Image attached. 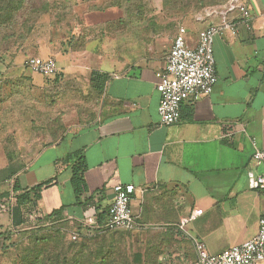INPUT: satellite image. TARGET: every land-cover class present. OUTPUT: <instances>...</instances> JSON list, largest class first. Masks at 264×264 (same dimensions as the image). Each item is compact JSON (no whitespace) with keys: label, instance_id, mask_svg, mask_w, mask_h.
<instances>
[{"label":"crops","instance_id":"obj_1","mask_svg":"<svg viewBox=\"0 0 264 264\" xmlns=\"http://www.w3.org/2000/svg\"><path fill=\"white\" fill-rule=\"evenodd\" d=\"M160 1H152L159 8L152 15L128 10L142 7L141 0L83 13L88 31L81 49L64 42L39 46V53L53 54L56 61L61 56L58 67L65 84L72 83L71 96L98 92L101 102L92 120L61 133L29 160L0 165L8 186L0 190V200L13 179L32 189L56 178L35 202L45 215L38 227L25 221L22 226L19 208L0 212V264L5 255L8 264H16L20 243H55L59 264H96L97 257L105 264L116 258L129 264H192L196 241L220 254L258 232L264 190L250 188L247 173H264V164L253 159L256 147L264 148V0H242L253 28L239 23L238 31L216 39L217 83L210 95L183 102L181 120L173 125L160 124L156 73L166 65L179 26L196 46L205 28L219 21L201 22L200 9L228 0H170L166 6L174 10L168 14ZM93 71L103 76L100 89L92 84ZM71 154L74 159L65 162ZM79 156L85 186L77 196L71 179ZM37 163L42 166L32 169ZM129 183L136 187L131 208L137 226L113 230L122 238L91 240L108 230H89L83 219L93 214L104 221L114 186ZM195 211L201 213L192 216ZM53 231L65 238H39Z\"/></svg>","mask_w":264,"mask_h":264},{"label":"rangeland","instance_id":"obj_2","mask_svg":"<svg viewBox=\"0 0 264 264\" xmlns=\"http://www.w3.org/2000/svg\"><path fill=\"white\" fill-rule=\"evenodd\" d=\"M124 1L131 5L134 0H0V165L12 161L22 164L46 144L56 141L61 133L75 129L97 115L101 102L98 92L85 91L83 97L71 96L68 92L72 83L68 81L65 84L63 74L46 77L30 70L26 60L29 56L47 58L46 51L38 52V46L44 43L64 42L69 48H83L86 39H81V36L88 29L83 25L82 14ZM141 1L142 7L128 10H143L145 15L157 13L159 8L152 4L153 0ZM163 1L162 10H167V14L174 10L166 6V1L170 0ZM12 6L20 7L12 10ZM56 57L59 66L61 56ZM40 166L42 163H37L32 169ZM4 174L5 170L0 168V190L8 187L3 180ZM35 208L42 212L38 206ZM58 234L53 231L49 236L39 238H65ZM121 236L110 230L107 234H95L89 238L99 241ZM20 244L24 247L16 248V264H59L56 259H62L55 243H48L49 246ZM100 259L97 257L99 263L96 264H103ZM65 261L62 264H67ZM2 264H8L6 255ZM109 264L129 263L124 258H116Z\"/></svg>","mask_w":264,"mask_h":264},{"label":"built area","instance_id":"obj_3","mask_svg":"<svg viewBox=\"0 0 264 264\" xmlns=\"http://www.w3.org/2000/svg\"><path fill=\"white\" fill-rule=\"evenodd\" d=\"M219 18L218 22L210 23L200 35L196 46H190L186 38V28L179 26L171 49L166 56L165 67L156 73V86L160 93L158 113L161 125H173L181 120L182 104L190 99L196 100L210 95L217 83L215 68L214 43L219 36L227 31H238L239 23L247 28H253L252 14L246 2L228 0L221 5L205 7L197 14V19ZM264 28V14L260 22ZM30 70L46 77L60 74L55 57L31 56L26 61ZM256 163L264 164V148H257L253 153ZM250 188L264 190V173H247ZM8 195L0 201V212L12 213L17 205V192L14 190V180L11 181ZM136 192L133 184H118L114 186V199L108 208V214L103 222L95 215L88 214L83 219L89 230L132 229L137 226L131 201ZM36 207V206H35ZM32 207L25 214V222L30 228L38 227L44 213ZM195 211L192 215H197ZM77 239V234L72 235ZM197 258L192 264H264V216L260 218L258 232L249 240L233 245L220 254H210L203 241H196Z\"/></svg>","mask_w":264,"mask_h":264},{"label":"trees","instance_id":"obj_4","mask_svg":"<svg viewBox=\"0 0 264 264\" xmlns=\"http://www.w3.org/2000/svg\"><path fill=\"white\" fill-rule=\"evenodd\" d=\"M20 6H22V4ZM19 7L18 6H12L10 8L12 10H16ZM8 11H9V8H8ZM26 38H27V36L25 35L24 39H26ZM49 44H51V43H49ZM29 57H31V56H29ZM26 65H27V63H26ZM91 81H92V84H93V86L95 88L100 89L102 84H103V76L100 73H98L96 71H93L92 77H91ZM75 156H76L75 154L69 155L68 157L65 158V162H70L71 160L74 159ZM55 180H56V178L46 180V181L36 185L32 189H29V188H26V187L25 188L21 187L20 184L18 183V181L15 180V182H14V190H15V192H17V205L14 208V210H16L17 208L20 209L22 224L25 221V219H23L24 214H26V212L28 210H30L32 207H35V202H36L37 198L39 197V194H40L41 190L44 187H47V186H50L51 184H53ZM71 183H72V186H73V189H74L76 195L80 196V194L84 190V186H85L84 167H83V164L81 162V157L80 156H79L78 162L75 163L74 166H73ZM104 217H98V220L100 222H103ZM32 229H34V228H32ZM108 231H110V230H108ZM76 264H86V263L80 261L79 263H76ZM100 264H102V263H100ZM103 264H105V263L103 262ZM107 264H109V263H107Z\"/></svg>","mask_w":264,"mask_h":264}]
</instances>
